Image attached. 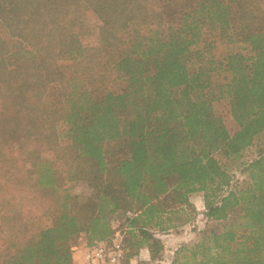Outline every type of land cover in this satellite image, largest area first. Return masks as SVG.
<instances>
[{"label": "trees", "instance_id": "trees-1", "mask_svg": "<svg viewBox=\"0 0 264 264\" xmlns=\"http://www.w3.org/2000/svg\"><path fill=\"white\" fill-rule=\"evenodd\" d=\"M150 1L0 0V193L21 195L36 216L53 211L38 233L0 236V264H71V239L83 230L87 246L106 241L117 217L132 238L125 264L143 246L159 260L148 230L159 200L186 204L196 192L223 232L180 246L170 264H264V154L242 188L217 159L264 132V0H192L165 31ZM217 44L226 51L215 57ZM57 69L71 75L57 80ZM56 81L62 94L48 92ZM223 99L232 135L212 108ZM58 163L95 194L70 207Z\"/></svg>", "mask_w": 264, "mask_h": 264}, {"label": "rangeland", "instance_id": "rangeland-1", "mask_svg": "<svg viewBox=\"0 0 264 264\" xmlns=\"http://www.w3.org/2000/svg\"><path fill=\"white\" fill-rule=\"evenodd\" d=\"M192 3V0H176L174 4L164 5L161 0H151L149 3L150 11H162V30H167L170 27H177L181 14L187 10ZM82 25L89 29L87 35L82 39L85 47H96L98 43V37L96 34V18L95 16L87 12L82 19ZM144 24L141 27L143 28ZM132 29H138L135 24ZM243 48V47H242ZM226 51V46L217 44L212 53L215 57ZM71 72L67 69H57L56 79L59 80L65 76H70ZM60 84L58 81L48 86V92L62 94L60 90ZM213 111L220 116L222 123L227 132L232 135L237 130V125L234 122L231 112L230 104L226 99L218 100L212 105ZM264 154V132L259 134L248 148L244 149L233 160L222 159L217 156L220 164L223 165L224 170L231 177L230 183L234 186L242 188L249 184L248 172L244 169L251 161L259 158ZM43 158L50 159L49 153L43 154ZM61 167L62 179L61 184L64 189L68 190L71 196L69 206L83 203L86 198L95 194L91 186L84 181H79L71 176V173L62 167L61 163H58ZM223 193H226L225 191ZM159 208L163 210L160 214H156L152 219V223L148 230L152 232L156 238L162 243V252L160 253L159 260L154 264H170L173 260V253L175 249L180 246L191 247L193 244L200 241L202 233L214 232L219 234L223 232V221H207L204 216L205 207L203 203V193L196 192L191 193L187 197V203H177L170 199H160ZM57 206V205H51ZM132 211L136 212L140 206L135 203H131ZM25 208L23 198L19 194H5L4 191L0 193V236L5 241L13 240L16 232H32L38 233L40 230L50 227L52 224L53 211L44 209L45 211L39 212L36 216V209ZM32 214L35 218L29 219ZM33 216V217H34ZM232 221V220H230ZM112 228L115 232L124 234L127 238V244L130 245L131 233L126 229L125 223L117 217L111 221ZM82 228V227H81ZM132 232V231H131ZM135 238L138 234L133 231ZM86 239L85 232L79 231L70 241L71 253L72 248L78 243L79 239ZM72 264V262H71ZM189 264V262L187 263Z\"/></svg>", "mask_w": 264, "mask_h": 264}, {"label": "built area", "instance_id": "built-area-1", "mask_svg": "<svg viewBox=\"0 0 264 264\" xmlns=\"http://www.w3.org/2000/svg\"><path fill=\"white\" fill-rule=\"evenodd\" d=\"M128 247L124 234L115 232L106 241L86 245L82 259L84 264H125Z\"/></svg>", "mask_w": 264, "mask_h": 264}, {"label": "crops", "instance_id": "crops-1", "mask_svg": "<svg viewBox=\"0 0 264 264\" xmlns=\"http://www.w3.org/2000/svg\"><path fill=\"white\" fill-rule=\"evenodd\" d=\"M85 246L86 240L80 238L78 243L74 246V250H72V264H84L82 256ZM137 252V255L133 259H131L130 264H154L158 261L150 260V254L147 247L143 246L139 248Z\"/></svg>", "mask_w": 264, "mask_h": 264}]
</instances>
